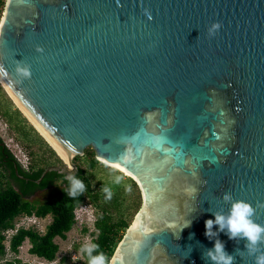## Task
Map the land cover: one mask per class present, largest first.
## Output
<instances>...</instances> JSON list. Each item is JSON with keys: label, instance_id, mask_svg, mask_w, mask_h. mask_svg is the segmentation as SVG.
Wrapping results in <instances>:
<instances>
[{"label": "water", "instance_id": "1", "mask_svg": "<svg viewBox=\"0 0 264 264\" xmlns=\"http://www.w3.org/2000/svg\"><path fill=\"white\" fill-rule=\"evenodd\" d=\"M0 81L66 169L92 148L140 184L110 264H215L217 241L254 264L205 221L244 201L264 226V0H7Z\"/></svg>", "mask_w": 264, "mask_h": 264}, {"label": "trees", "instance_id": "2", "mask_svg": "<svg viewBox=\"0 0 264 264\" xmlns=\"http://www.w3.org/2000/svg\"><path fill=\"white\" fill-rule=\"evenodd\" d=\"M6 1L0 0V21L5 11ZM5 93L4 87L0 83V112L6 118L10 128L16 133L18 139L29 150L28 154L32 162L31 170H25L15 159L18 163L19 171L17 172L16 168H11L13 171L12 177L18 182L21 191H18L11 185H5L2 178L3 173L0 171V256L5 254L6 251L3 243L5 239L3 231L15 227V223L19 217L35 215L40 219H44L52 216L53 220L45 232L39 231L33 226L29 229H20L12 239V249L18 252L20 246L27 240H30L32 244L31 252L33 254L54 261L57 260L60 252V245L56 242V239L59 237L67 239V234L75 227L76 208L87 202L96 205L97 208L100 206L99 203L103 197L101 191L95 190L92 187L89 169L93 168L94 170L99 165L106 167V164L97 159L96 152L92 148H88L85 156L78 158L81 169L75 177L83 182L84 190L82 192H78L75 196L70 195L71 182L66 183L64 180L66 186L61 190H54L43 202L33 203L25 199L24 196L31 194L34 190L45 188L49 183L65 178L56 169L49 171L44 176L48 168L56 166L62 160L23 113L19 109H14L13 102ZM0 141L4 142L1 137ZM7 153L13 159L15 158L10 151H7ZM3 156L5 155L3 154ZM3 160V158L0 160V168L4 165ZM120 173L123 175L122 172ZM19 175H25L32 180L30 191L26 190L25 187L23 188V185H20L24 184L25 181L21 180ZM37 180H41V183L37 184ZM127 181L137 190L138 185L134 179L128 177ZM100 207L102 208V213H98L99 218L96 222L97 231L93 233L96 237L92 241V244L99 245V248L93 250L91 255L96 256L102 252L106 257L105 264H110L131 222L124 215L118 221L113 222L109 215L112 209L108 202ZM84 232L88 233L89 229L85 228ZM83 255L85 257L83 264H89L90 257L85 251H83ZM68 260V257H64L62 263L58 264H66ZM20 262L18 260L17 264H20ZM73 264H77V262H73Z\"/></svg>", "mask_w": 264, "mask_h": 264}, {"label": "rangeland", "instance_id": "3", "mask_svg": "<svg viewBox=\"0 0 264 264\" xmlns=\"http://www.w3.org/2000/svg\"><path fill=\"white\" fill-rule=\"evenodd\" d=\"M0 83H1V81H0ZM1 85H2V83H1ZM4 90L6 92L5 93L6 96L13 102L14 109H19L18 105L10 97L7 90L5 88H4ZM23 115H24V113H23ZM0 137L3 139L5 145L14 154L16 159L19 158L21 160L26 161V158H29V161L32 162V159L30 158V156L28 154L29 150L18 139L16 133L10 128L6 118L2 115L1 112H0ZM57 155L61 160H63L58 153H57ZM128 176L129 175H125L124 173H123V175H121V173H119V170L114 169L113 167L109 168V167H104L102 165L97 166V168L94 169L92 174H91V178H92L93 186H94L95 190L101 191V194H102V192H104L103 191L104 188H107L113 192L112 197L110 199L105 198V199L101 200L99 205L104 206L106 203L105 202L106 200L111 202V201L117 199L118 204L114 205V208H112L113 210L111 212V213H114L112 215L113 220L118 219L119 216L117 214H115V211L119 210L120 213L122 212L123 214H125L126 219H128L132 224V223H134L135 216L137 214V211L140 208L141 197L139 196V193H135L136 189L132 186V184H130V182L127 181ZM51 193H53V192H51ZM51 193L48 192L40 200L45 201L46 198L48 197V195ZM114 195L116 197H114ZM118 196H119L120 201L117 198ZM102 197H103V194H102ZM91 205L87 203V204L83 205L82 208H80L79 215L82 219L88 220L90 218L88 208H91V210L93 211L92 213L94 214L95 219L98 216L99 212L102 213V208L100 206L97 208L96 205H92V206ZM94 207H96V208H94ZM33 219L35 220L33 223L27 221V224H34L43 232H45L47 230L48 225L53 220L52 216H48L47 218H44V219H39V218H33ZM93 226H94V223H93ZM85 228H87V227H85ZM85 228L82 230L79 226H75L73 228V230L67 234V236H68L67 239H62L60 237L56 239V242L60 245V252H59L58 258H57V264L62 263V259L64 257H68V259H69L66 262V264H73V262H77V264H81V263L85 262V259H84L85 257L83 255V251L81 249L84 245H88V246L92 245V235L90 233H85L84 232ZM92 229H94V228H92ZM89 230H91V229H89ZM79 246H80V248H79ZM26 247H29V245L27 243H26Z\"/></svg>", "mask_w": 264, "mask_h": 264}, {"label": "clouds", "instance_id": "4", "mask_svg": "<svg viewBox=\"0 0 264 264\" xmlns=\"http://www.w3.org/2000/svg\"><path fill=\"white\" fill-rule=\"evenodd\" d=\"M214 27H218V25H214ZM19 71H21L25 76L29 75L26 68L20 69ZM69 179L71 181L70 195L75 196L78 192H82L84 190V185L81 180L75 178L74 176H70ZM103 191L107 193V198L110 199L113 192L107 188H104ZM191 191L196 192L197 190L192 188ZM223 199L225 201H232L231 195L227 193L224 195ZM87 203L91 205V203ZM254 211L255 209L249 203L244 201H233L229 215L225 216L219 213H214V220L208 219L205 221V235L208 234V229H210L213 224L219 225L220 231L227 228L229 239H236L237 237L241 239L247 238L245 249L248 250L249 255H254V264H264V251H261L259 248V244L264 243V235H262L264 234V226L258 225L250 219V217L254 214ZM144 230L151 231V229L147 228V226H144ZM98 248L99 245L97 244H92L90 246L84 245L82 247L81 250L85 251L90 257L89 264H105L106 257L104 253L101 252L96 256L91 255L93 250ZM256 253L259 254L257 255ZM205 258L214 261L215 264H232L234 259L232 255L228 254L224 250V245L219 241L215 243L214 249H209L207 251Z\"/></svg>", "mask_w": 264, "mask_h": 264}, {"label": "flooded vegetation", "instance_id": "5", "mask_svg": "<svg viewBox=\"0 0 264 264\" xmlns=\"http://www.w3.org/2000/svg\"><path fill=\"white\" fill-rule=\"evenodd\" d=\"M6 5H7V1H6ZM6 8V7H5ZM5 12V11H4ZM4 14V13H3ZM2 17H3V15H2ZM2 20V19H1ZM1 22V21H0ZM7 151H10L11 152V150L5 145V143L4 142H1L0 141V160L3 158L4 160V165L0 168V171L3 173V175H2V178H3V183L5 184V185H7V186H13L15 189H17L18 191H21V187L19 186V184H18V182L17 181H15V179L12 177V174H13V171H12V169L11 168H16V170H17V172L19 171V166H18V163L16 162V160L18 161V159H16V158H12V157H10V155L7 153ZM5 155V156H3V154ZM11 154H13L12 152H11ZM97 155V154H96ZM85 156V155H84ZM13 157H15L14 156V154H13ZM78 158L79 157H75L74 159H73V164L76 166V169H73V170H68V169H66L65 167L67 166V163L66 162H64L63 160H62V162L61 163H59V164H57L56 166H52V167H61L62 169H60V170H58V172L60 173V174H63L64 176H65V178L64 179H60V180H56L55 182H51V183H49V185L48 186H46L45 188H38V189H36V190H34L31 194H28V195H25L24 197H25V199H27V200H29L30 202H33V203H40V202H43V201H41L40 199L41 198H43L44 196H45V194H47L48 192H53L54 190H61L62 188H64L66 185V183L67 182H71L70 181V179H69V177L70 176H74V177H76L77 175H78V173L80 172V169H81V165H80V162H79V160H78ZM16 159V160H15ZM19 162V161H18ZM102 163H104V164H106V167H109V168H111V167H113L114 169H117V170H119V173L120 172H122V173H124L125 175H127L125 172H123V171H121L120 169H118V168H115L114 166L115 165H113L112 166V164H108V163H105V162H102ZM29 170H31V167H30V169ZM92 172H93V168H91V169H89V177H91V174H92ZM20 176V178H21V180L23 179L24 181H25V183L24 184H20V185H23V188L25 187V189L26 190H31V179L29 178V177H27V176H25V175H19ZM128 177H130V178H132V179H134L131 175H129ZM64 180L66 181V183L64 182ZM134 181L137 183V185H138V188H137V190L135 191V193H139V196L141 197V203H140V208H139V210L137 211V214H136V216H135V219L137 218V216L139 215V213L141 212V210H142V208H143V205H144V193H143V190H142V188H141V186H140V184L138 183V181L137 180H135L134 179ZM50 182V181H49ZM41 183V181L40 182H38V180H37V184H40ZM91 183H92V187L94 188V186H93V181H92V178H91ZM95 189V188H94ZM102 194H103V199H105V198H107V193L104 191V192H102ZM50 195V194H49ZM49 195H48V197H49ZM47 197V198H48ZM112 197V196H111ZM114 197H116L115 195H114ZM46 198V199H47ZM118 198V200H119V197H117ZM102 199V200H103ZM120 201V200H119ZM105 202H108L110 205H111V209L112 208H114V205H116V204H118L117 202V199H115V200H113V201H108V200H106ZM92 204V203H91ZM93 205V204H92ZM94 208H96V207H94ZM113 210V209H112ZM112 211H110V216H111V219H112V221L113 222H115V221H118L119 219H120V217L122 216V215H124L125 216V214H123L122 212L120 213L119 212V210L118 211H115V214H117L119 217H118V219L117 220H113V214L114 213H111ZM98 216L96 217V219H95V223H94V226H92V227H90L89 229H91V230H89V232L88 233H90L91 235H92V241H93V239H94V237H96L95 235H93V233L94 232H96L97 231V229H96V222L98 221ZM135 219H134V221H135ZM133 224V223H132ZM132 224L130 225V227L132 226ZM129 227V228H130ZM92 228H94V229H92ZM129 228L127 229V231L125 232V235L127 234V232H128V230H129ZM125 235H124V237H125ZM124 237H123V239L120 241V243H119V245L121 244V242L124 240ZM118 245V246H119ZM111 262V261H110Z\"/></svg>", "mask_w": 264, "mask_h": 264}, {"label": "built area", "instance_id": "6", "mask_svg": "<svg viewBox=\"0 0 264 264\" xmlns=\"http://www.w3.org/2000/svg\"><path fill=\"white\" fill-rule=\"evenodd\" d=\"M20 161L22 167L25 170H29L31 167V162L29 161V158H26L25 160ZM82 208V206L76 208L75 215H76V225L79 226L82 230L87 227L90 228L93 226V223H95V216L92 213L93 211L91 208L89 209L90 218L88 220L82 219L79 215V210ZM33 218H38L37 216H21L17 219L15 223V227L8 228L3 231V234L5 236V239L3 241L6 251L5 254L0 256V264H8L13 263L17 264V261H21L20 264H57V260L50 261L44 258H41L40 256H37L31 252L32 244L30 240H27L22 246H20L19 251L15 252L12 249V239L13 237L19 232L20 229L26 228L29 229L30 227H35L39 231H41L37 226L34 224H27V221L33 223L35 220ZM40 219V218H39ZM43 232V231H42ZM26 243L29 245V247H26ZM76 257V256H75ZM85 259V258H84ZM83 264V263H81Z\"/></svg>", "mask_w": 264, "mask_h": 264}, {"label": "bare ground", "instance_id": "7", "mask_svg": "<svg viewBox=\"0 0 264 264\" xmlns=\"http://www.w3.org/2000/svg\"><path fill=\"white\" fill-rule=\"evenodd\" d=\"M51 142V141H50ZM51 144L56 148V150L61 154V156L64 158V159H66V160H68L67 159V156H66V154L64 153V150L62 149V148H60L59 146H57L56 144H54L53 142H51ZM113 166V165H112ZM114 167H116V168H118V169H120L121 171H123V172H125L127 175H130L128 172H126V170H124L123 168H121V167H119V166H117V165H115Z\"/></svg>", "mask_w": 264, "mask_h": 264}]
</instances>
